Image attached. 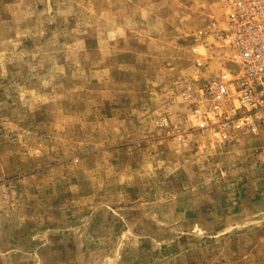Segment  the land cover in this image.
Returning a JSON list of instances; mask_svg holds the SVG:
<instances>
[{
  "label": "rangeland",
  "instance_id": "1",
  "mask_svg": "<svg viewBox=\"0 0 264 264\" xmlns=\"http://www.w3.org/2000/svg\"><path fill=\"white\" fill-rule=\"evenodd\" d=\"M233 1L0 0V264H264V128L194 96Z\"/></svg>",
  "mask_w": 264,
  "mask_h": 264
},
{
  "label": "built area",
  "instance_id": "2",
  "mask_svg": "<svg viewBox=\"0 0 264 264\" xmlns=\"http://www.w3.org/2000/svg\"><path fill=\"white\" fill-rule=\"evenodd\" d=\"M227 28L237 68L202 80L194 95L210 104L198 127L210 129L222 140L257 135L264 128V0H234Z\"/></svg>",
  "mask_w": 264,
  "mask_h": 264
}]
</instances>
